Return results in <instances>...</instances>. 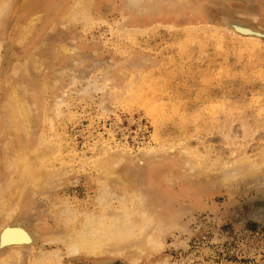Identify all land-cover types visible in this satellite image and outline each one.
<instances>
[{
	"label": "rangeland",
	"instance_id": "rangeland-1",
	"mask_svg": "<svg viewBox=\"0 0 264 264\" xmlns=\"http://www.w3.org/2000/svg\"><path fill=\"white\" fill-rule=\"evenodd\" d=\"M49 1L23 38L43 42L30 60L32 70L15 68L24 54L11 41L24 16L19 0L6 15L8 37L1 42L8 59L0 63V165L7 158L1 140L11 132L3 85L13 76L31 98L30 148L46 146L45 162L59 171L26 208L17 206L11 224L24 222L19 227L25 230L29 221L46 232L68 226L71 218L102 207L107 169L141 184L136 176L151 172L154 153L165 174L178 165L154 210L143 215L146 230L134 228L123 251L95 259L69 252L61 239H38L20 256L0 255V263L264 264V0H162V6L156 0L158 7L147 12L146 0H92L89 21L85 11L76 13L80 18L63 14L53 29L47 21L55 9L69 10L77 0ZM170 6L176 8L167 11ZM243 26L255 31L245 34ZM40 65L48 70L45 78L35 75ZM29 74L37 76L35 88ZM43 80L51 87L42 89ZM148 99L158 106L153 111ZM105 205L119 208L122 199L111 196Z\"/></svg>",
	"mask_w": 264,
	"mask_h": 264
},
{
	"label": "bare ground",
	"instance_id": "bare-ground-1",
	"mask_svg": "<svg viewBox=\"0 0 264 264\" xmlns=\"http://www.w3.org/2000/svg\"><path fill=\"white\" fill-rule=\"evenodd\" d=\"M91 1L92 0H77L74 2L73 7L71 9L67 10L65 6L64 11L61 8L57 7L55 9L56 10L55 15L52 17L51 20L47 21L48 29L49 28L53 29L54 26L57 24V22L64 21L65 18L64 19L62 18L63 14L71 15L70 17H73L75 15V17L80 18L79 16L76 15V13L77 12L79 13V11L86 12L88 10L87 7H89L91 4ZM146 1L148 2L146 12L151 8L154 9V8H157L158 6H162L161 5L162 0H159L157 2L158 3L157 7L155 6L156 0H146ZM15 4H17L15 0H0V63L2 62L3 59L4 61L8 59V53L6 57H4L1 53V48H2L1 44L3 43V40H7L6 38L8 37V35L6 34V28H4V25H6L7 20H8V17L6 15H8L7 14L8 11L10 12L9 10L10 8L12 7L14 8ZM18 4L20 5L21 8L24 9L23 11L24 16L18 19V21L16 22L14 26V30L16 31L15 42L13 38H12L13 40L11 41H13V45H15L16 43V45L23 51L24 54H21V56L19 57L18 66L16 65L15 68H18L19 70H16V72L17 71L19 72L26 67V71L29 72V68H31L32 70V66H30V62H31L30 60L32 56L35 54V51H38L39 48L42 46L43 42L39 39L34 43H27L25 39L23 38L27 37L25 35L26 33L28 34L29 27L31 26L30 24L32 23L34 24V21L36 22L38 20V18L36 17H39L38 16L40 13L39 11L45 12L46 10L45 8L46 7L48 8L51 6V1L49 0H46V1L19 0ZM60 7L63 8V6H60ZM174 8L176 7L170 6V7H167L166 10L169 11ZM89 11H90V8H89ZM88 16H90V13L89 15L87 14V15H84L83 17L87 18V21H89L92 15L90 16L89 20H88L89 18ZM158 18H162V17L159 16ZM158 18L157 20H159ZM82 19L84 20V18ZM76 20L78 21V19ZM170 20L175 21L173 18H171ZM86 22H85V25H86ZM90 24H93V23H90ZM247 27L246 28L244 27L243 29H239V30L244 32L245 34L248 31L249 32L255 31L250 26H247ZM31 28L33 29V27ZM138 29L140 28L138 27ZM259 32H257V34H259ZM262 33H263V30H262ZM62 44L65 45L66 43L63 42ZM61 47H63L61 49H63L64 51V46H61ZM65 50L66 52H68L67 47ZM73 50L74 48L72 49V51ZM32 62L34 64V61ZM40 62H37L36 65H38ZM11 63L13 62L11 61ZM36 69L37 70H36L35 75H37L38 77L41 75L44 76V73L48 71L47 69L42 67V65L38 66ZM7 73L9 74L10 72H7ZM27 76L31 82L29 87L33 86V88H35L37 76L33 77L31 74ZM12 79H13V76H11V79L9 81L8 80L4 81L5 83L3 85V89L5 92L6 98L8 100L7 103L4 105L5 106L4 109H6L7 111V116H8V121H9L8 124H10L11 126V132L8 133L9 135L5 140H1L2 148H4L3 149L4 152L7 150L6 152L7 154L4 153L6 155L5 157L7 158L4 160V163L0 165L2 166L0 167V215H3L5 211L7 212V214L5 213V216L3 219L4 223L2 225L3 227H1L0 229V241L2 242V247H0V255L7 257L14 253V255L20 256L21 253H25L27 249L29 250L28 246L35 243V241L38 239L40 240L42 239L48 242L61 239L62 241H64L65 245H67V249L69 250V252L75 253V254H84V255H87L88 257L95 258V259L105 258V256H109L111 253L116 252V251H123L122 249H126V246L128 245V240H131V238H134L135 236L133 234L134 228H138L140 230V233H143L146 230L147 220L143 218V215L146 213V211L154 210V202L157 201L159 195L162 194L161 193L162 185L166 183L167 177L171 174V171H172L171 169H173V165L176 167L178 163L173 164L171 161L172 165L169 163L171 165L169 166V168L171 169L169 172H166L165 174V172L161 170V168L163 167L164 161H162V158H159V156L156 155L157 153H154L156 156L153 155L154 157L151 158L149 161L151 172H143V173L137 174L136 176L137 179L142 182L141 184H135V183L129 182L130 178L127 175L126 176L121 175V174L112 175L113 173L118 172V171L115 169H107V172L109 175L107 183H110V184H107L105 186V191H103V196H105L104 199L99 200L100 203L103 202L101 205L102 207L99 210L93 211V212H85L84 214H81V216L71 218L69 220L68 226H63V227L58 226L57 227L58 229L56 228L54 230L49 228L47 232L43 231L42 227H41L42 230L40 228L36 229L35 227L34 229L31 228L29 221H27L28 224L25 227L26 229L22 230L20 228L21 227L20 225L24 224V222L14 221V223L11 224L13 220L12 213L17 211V206L24 205V207L26 208V205H28L29 199L36 193L44 191L46 189L47 181L52 179L59 171L55 167L51 166L52 162H50L48 158L45 162V158L43 156L46 154V146L41 149L30 148L33 144V141L31 138L32 128L28 120L29 110H30L28 106H29V100H31V98H29L28 96L23 94L20 90H18L16 83H14V80L12 81ZM52 80L53 79H51L50 82ZM43 81H44L43 83L44 85L42 89L51 87L50 82L47 83L45 80ZM113 89H115V87ZM150 89H147V90L149 91ZM46 91H49V90L46 89ZM146 91L145 93L148 94V98L149 97L150 99L152 98L151 101L154 102L153 100L154 97L150 96V95L154 96L153 92L152 93L150 92V95H149L148 91L147 92ZM36 99L41 104L40 109L44 111L43 112L44 116L47 117L48 113L46 110H44L45 107L43 103L41 102L40 98L36 97ZM150 99H148L150 103L149 102L147 103L148 100H146V103H147L146 105L150 104V106L149 105L148 106L151 107L150 109L151 111H153L152 105H155V104L153 103L151 105ZM55 101L58 103L61 100L60 101L55 100ZM155 106L158 107L157 105ZM176 106H179V105H176ZM155 109L157 110V108ZM2 110L0 111L1 113H2ZM60 112L59 114L58 113L57 114L60 115L61 114ZM49 118L47 120L50 125ZM4 120H7L6 117ZM52 127L53 126L51 125L50 128ZM2 134L3 132L0 133V135ZM39 136L42 137V133L39 134L38 137ZM199 155H200L199 152L196 151L194 158L199 163V165H203V162L197 158ZM99 163L104 167L106 166L105 165L106 162L104 161V159L99 161ZM202 170L204 174L205 172H207V171H204V169ZM111 183H117L120 189L115 188V186L111 185ZM111 196L122 199V205L119 208H113L108 205H105L108 202V198ZM133 197L137 198L134 201L135 205L132 204ZM56 204L58 206V203ZM56 204L52 205L49 208L50 212L53 211L52 209L56 207ZM10 210L11 211L13 210V212H11ZM134 213H135V218L134 219L130 218V215ZM121 215H125V217H121ZM138 242L142 243V239H139ZM38 260L39 259H37V261ZM30 261H33V259L30 258ZM10 263L15 264L14 262L13 263L10 262ZM33 263H36V262H33Z\"/></svg>",
	"mask_w": 264,
	"mask_h": 264
}]
</instances>
